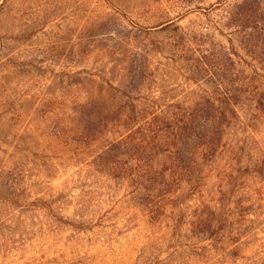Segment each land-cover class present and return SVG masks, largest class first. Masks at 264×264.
Masks as SVG:
<instances>
[{
    "label": "rangeland",
    "instance_id": "obj_1",
    "mask_svg": "<svg viewBox=\"0 0 264 264\" xmlns=\"http://www.w3.org/2000/svg\"><path fill=\"white\" fill-rule=\"evenodd\" d=\"M259 101L264 0H0V264L264 261V202L238 260L193 229L229 153L264 156ZM229 103L204 198L151 197L178 122L204 135Z\"/></svg>",
    "mask_w": 264,
    "mask_h": 264
},
{
    "label": "trees",
    "instance_id": "obj_2",
    "mask_svg": "<svg viewBox=\"0 0 264 264\" xmlns=\"http://www.w3.org/2000/svg\"><path fill=\"white\" fill-rule=\"evenodd\" d=\"M237 104H223L218 108L210 123V130L204 135H194L195 129H189L192 124L194 125L193 121L178 122V136L171 135L172 140L167 143L169 151L176 152L170 153L174 156L168 157L170 165L165 166L158 175L159 178L151 176L149 179L151 197H155L156 191L162 189L163 197L168 198L175 195L182 185H186L192 196L197 193L200 194V199L204 198L206 192L201 189L208 177L205 175V167L207 163L212 165L217 156L225 152L224 132L231 127L232 120L236 118L233 108ZM263 108L262 103L257 102L256 111ZM193 135L198 139V144L189 152L188 159H185L177 150L180 146L188 144ZM197 150H200V153ZM244 152L242 148L229 153V169L224 173V178L214 195L207 193L208 199L203 204H208L209 207L201 211L198 221L193 225L195 236H203L205 241L211 243L209 247L213 248L216 254L228 256L232 260H238L240 256L239 237L251 233L254 229V221L249 218L262 209L264 202L255 186L257 183L264 184V156L261 159L251 157L247 159L244 158ZM198 156L201 158L200 162ZM217 177L220 178V174ZM173 188L176 190L173 191ZM211 204H214V208H211ZM229 244H232L233 249L225 248V245ZM203 250L201 256L205 255ZM249 264H264V261H251Z\"/></svg>",
    "mask_w": 264,
    "mask_h": 264
}]
</instances>
